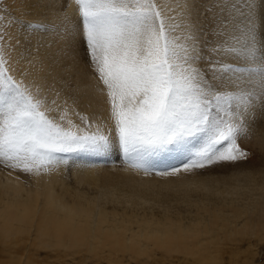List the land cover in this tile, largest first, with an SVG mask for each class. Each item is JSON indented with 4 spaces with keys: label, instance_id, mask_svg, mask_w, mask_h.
I'll return each instance as SVG.
<instances>
[{
    "label": "snow or ice",
    "instance_id": "snow-or-ice-1",
    "mask_svg": "<svg viewBox=\"0 0 264 264\" xmlns=\"http://www.w3.org/2000/svg\"><path fill=\"white\" fill-rule=\"evenodd\" d=\"M241 2L245 10L236 0H180V23L170 31L166 11L147 0H61L60 51L71 53L73 64L78 57L106 86L114 124L106 134L61 127L39 109L51 113L61 95L65 103L72 99L71 77L51 85L23 83L27 74L20 72L18 80L0 48V159L25 174L33 165L53 163L58 153L115 151L143 162L201 137L203 145L183 167L247 163L250 153L240 146V134L248 113L257 105L264 109V41L259 38L264 0ZM177 30L185 34L182 44L176 42ZM5 41L13 52L20 47L10 28L0 31V44ZM237 61L254 67H234ZM216 65L222 66L219 71ZM229 70L249 76L233 79Z\"/></svg>",
    "mask_w": 264,
    "mask_h": 264
},
{
    "label": "bare ground",
    "instance_id": "bare-ground-1",
    "mask_svg": "<svg viewBox=\"0 0 264 264\" xmlns=\"http://www.w3.org/2000/svg\"><path fill=\"white\" fill-rule=\"evenodd\" d=\"M13 2L23 6L29 22H39L29 26L23 41L26 57L22 55L24 60L18 62V66L31 60L26 67L33 78L29 81L35 84L51 85L54 80L62 83L71 77L74 89L72 99L65 103L61 95L59 102L66 110L71 102L77 111L84 112L87 121L85 130L89 134L97 130L108 133L114 124L110 118L108 89L97 77L95 80L85 71L76 70L78 57L73 64L72 54L60 51L64 44L57 39L56 33L60 29L61 0ZM179 2L161 0L162 5L160 3L159 6L166 11L167 17H171V20L165 17L170 31L174 23H180L176 6ZM236 3L245 10L241 0H236ZM74 10L75 5L68 9L69 12ZM259 17V38L264 41V6L259 8ZM184 35L175 31L178 44L183 43L181 37ZM31 47L32 53L26 51ZM8 56L12 65L19 60L15 51ZM68 65H72L70 71L66 70ZM215 67L219 71L222 66ZM234 67L250 68L254 65L237 61ZM226 74L233 79L249 76L246 72L230 70ZM32 92H36L35 88ZM236 103L233 101V108ZM240 108L244 110V104ZM70 125L71 130L82 131L81 125ZM239 144L250 153L247 163L210 168L202 170L203 174H197L198 169L156 174L157 181H152L150 177L138 178L137 172H133L135 178L130 176L132 170L129 166L120 165V162L117 167H107L99 164L101 160L95 161L96 158L90 161L88 156L91 154L86 151L74 152L82 159H56L49 166V171H43L35 191L29 188L32 193L27 190L25 197L22 196L25 187L9 183V180L13 182L15 179L7 174L5 182H1L2 177L0 180V250L7 253V264H48L39 260L41 251L52 260V264H71L66 259L73 260L81 252L88 255L83 259L94 261L100 253H106L103 256L105 264H119L127 255L137 264H149L153 251L162 253L160 261L164 259L165 264H220L223 246L230 245L234 247L231 252L234 257L230 258L232 262L240 255L236 250L245 239L249 245L251 238L264 240V109L258 105L248 113ZM202 145L203 139L196 137L185 146L148 157L141 167L155 171L165 166L173 154L185 158L190 153L192 157ZM179 163H170L163 169L169 170L171 165ZM160 169L158 171H163ZM68 180L76 189L72 194L67 188ZM42 184L45 190L39 193ZM81 189L87 193L79 192ZM40 197L43 199L41 208L38 207ZM129 204L145 214L128 212L125 207ZM150 204L153 207L149 208ZM182 205L187 207L184 212H193L195 217H191L188 224L184 223L188 218L180 215ZM155 207L161 208L162 212L154 213ZM238 222L242 224L237 227ZM133 225H137V230L132 232ZM176 255L181 257L175 258ZM141 258L145 260L141 262Z\"/></svg>",
    "mask_w": 264,
    "mask_h": 264
},
{
    "label": "rangeland",
    "instance_id": "rangeland-1",
    "mask_svg": "<svg viewBox=\"0 0 264 264\" xmlns=\"http://www.w3.org/2000/svg\"><path fill=\"white\" fill-rule=\"evenodd\" d=\"M175 1H177V0H175ZM142 2H143V0H142ZM147 2L152 3V4H157L158 7L156 8V10L157 11L160 10L159 6L161 3V0H147ZM162 2H163V0H162ZM60 3H59V5H60ZM15 5L16 4L13 2V0H0V17H5L3 23L0 24V31H3L4 28H10V31L12 32L13 36L17 37L19 39V41L21 42L20 47H18L15 51V56L17 58L19 57L18 58L19 60H16L17 63L14 62L15 65H12V66L14 69L16 68L18 80L20 79V77H19L20 72H24L27 75H29V78L27 77V79L25 81H23V83H28L29 80L33 79L30 76V74L28 73V69L26 67L28 62L31 60L29 59L26 64H23L21 66H18L19 65L18 62L24 60V58H22L24 55H25L24 57H26V54L24 53L25 51L23 50V49H25L23 47V41L28 35V31L30 29L29 26H31V23L25 18V12H24L23 6L20 3H18V5H16L17 7ZM161 5H162V3H161ZM60 8H61V6H60ZM173 9H174V7H173ZM10 21H11V25L9 23ZM158 23L159 22H157V25H158ZM34 25H36V24H34ZM13 43H16V41H14ZM0 48L7 50V51L3 52V62H5V63L9 62L8 54L10 52H13V51H11L8 48L6 41L4 44H0ZM27 48H29V47H27ZM26 51H30V53H32V47H31V50L26 49ZM28 58H30V57H28ZM178 62L182 63V61H178ZM184 66L186 67L187 65H184ZM77 69H79L80 71H85L86 74L90 78H93L95 80L97 79L95 74L90 69V67H88L86 64L82 63L80 60L76 62V70ZM35 90H36V88H35ZM26 95H28V93H26ZM40 95L43 96L44 93H40ZM63 97H64V95H63ZM47 98L49 99V102H51L52 95H48ZM42 103H43V101H42ZM58 103H59V107H56L53 110V112H51V113L46 111L44 107H41L39 110L44 111L45 115L47 117L54 119L57 123H59L61 125V127L69 128V127H72L70 124L74 123L76 125H81L82 131H86L85 129H87V121L85 119L84 112L83 111H77L75 107H72L71 102H69V107L67 110L63 107V105L59 101H58ZM69 119H73V120L68 122ZM2 122H3V116L0 115V124H2ZM254 152H256V151H254ZM72 153H73L72 156H70L69 153H67L68 156L67 155H65V156L58 155L57 159H62L64 161L65 160L70 161L72 158H75L77 160L78 159L77 157H80L79 155L74 154V152H72ZM90 154H91V156H88L90 161L92 160V158H96L95 161L101 160L99 162V164L106 165L107 167H110L113 165H116L115 167H117L118 162H120V165H122L124 167L129 166V168L132 170V172H129L130 176L134 175L133 172H137V173H139V175L137 176L138 178H149L150 177L152 181H157V178H156L157 175L156 174H170V173L180 171V170L181 171L182 170H188V171L191 170V168L183 167L184 162L188 161L190 159V155H189L190 153L187 154L185 158H184V156L180 157L177 154H173V156H171L170 160L167 162V164L165 166L158 167V168L163 169L168 164L173 163V162H180V163L171 165L169 170L163 169V171H158V168H156L155 171H153L149 168H147V170L142 169L141 164H143L144 161L140 162V164H139V162H133L131 160H125L121 154H118L115 151L112 152L111 154L107 155V156H100V155H96L93 153H90ZM80 159H82V158L80 157ZM122 159H123V161H122ZM50 165L51 164H42L39 166V168H37L35 165H33L32 166V172L29 174H25L22 171L14 170L11 167L5 165L3 163V160L0 159V180L2 177L4 179L1 180V182L2 181L5 182V178H6L5 175L7 176V174H9L8 176H10V177L13 176L12 178L15 179L14 180L15 182L14 181L12 182L11 180H9L8 182L14 183L13 185L24 186L25 189H24V192L22 193V196L25 197V193L27 190L31 193H32V191H30V190L35 191V185L38 184L40 177L44 173L43 171H45V172H47V170L49 171L48 168ZM199 172L201 174L204 173V171L198 169V172H196V173L200 174ZM66 173H69V171L68 172L66 171ZM16 177H18V178H16ZM68 178H69V176H68ZM16 181L18 184L16 183ZM68 181L69 182H66L67 188H68L69 193L72 194L76 189L70 183L71 180H68ZM27 186H28V189H26ZM29 188H30V190H29ZM43 189H44V187L42 184V188L39 187L40 192L39 191L38 192L44 193L45 189L44 190ZM79 192L87 193L85 189H81V190H79ZM42 206H43V199H42V197H40L39 201H38V207L41 208ZM148 207L151 208L153 206H152V204H150ZM181 208H182V212H180V215H184L185 217L188 218L187 220L185 218V222H184V223L188 224V222L191 221L192 218H195L192 216L193 212H191V213L184 212L187 210V207L184 208V205H182ZM125 209L128 212L130 211V213H136L138 215L145 214L144 211L138 210V209H136V207H134L133 205H130V204L128 206H126ZM161 212H162L161 208H159V207L154 208V213L160 214ZM171 212H172V210H171ZM147 215H149V214H147ZM241 224H242V222H238L236 225L238 227V226H241ZM136 227H137V225H133L131 231L133 232V231L137 230ZM263 239H264V235H263ZM249 241H251L250 245L248 244L247 239H245L242 243L239 244V247H238L239 249L236 251L239 252L240 255H238L236 259H233V261H235V262H233V261L230 262V258L234 257L231 254L234 247H232L230 245H224L223 246L224 251H223V254H221V259H220L221 263L220 264H261V261L264 260V240L258 241L257 239L251 238V240H249ZM29 244H31V239H30ZM0 251L2 252V256L0 255V263L5 261V263L7 264V261L9 260L7 253L5 251H2V250H0ZM19 251L20 250H17V252H19ZM151 255H154L152 257L154 258L155 261H153V259L151 257L148 260L149 264H165L164 259H163V261H160V260H162L161 259V256H162L161 252L153 251L151 253ZM46 256L47 255H45V253L43 251H41V252H39L38 258H39V260H42L43 263L52 264V260L48 259ZM103 256H106V253H103V255H102V253H100L95 258V261H94V260H90V259H83L84 257L88 258V255L81 252L79 255L74 256L73 260H71V259H66V260L68 262H70L71 264H105L104 263L105 259L103 258ZM176 257H181V255L180 256L176 255L175 258ZM50 258H52V257H50ZM144 260H145L144 258L140 259L141 262H143ZM119 264H137V263L135 261H131L127 255L122 259V262H120ZM213 264H215V263H213Z\"/></svg>",
    "mask_w": 264,
    "mask_h": 264
},
{
    "label": "water",
    "instance_id": "water-1",
    "mask_svg": "<svg viewBox=\"0 0 264 264\" xmlns=\"http://www.w3.org/2000/svg\"><path fill=\"white\" fill-rule=\"evenodd\" d=\"M57 155H62V156H65V155H67L68 156V154L67 153H58ZM69 155L70 156H72L73 155V153H69ZM98 157V156H97ZM71 158V157H70Z\"/></svg>",
    "mask_w": 264,
    "mask_h": 264
}]
</instances>
